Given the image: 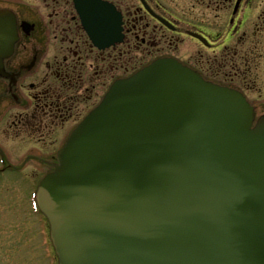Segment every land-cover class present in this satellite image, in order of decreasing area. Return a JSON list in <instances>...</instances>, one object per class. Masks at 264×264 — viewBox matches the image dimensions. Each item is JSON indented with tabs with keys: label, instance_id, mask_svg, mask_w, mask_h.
<instances>
[{
	"label": "water",
	"instance_id": "obj_1",
	"mask_svg": "<svg viewBox=\"0 0 264 264\" xmlns=\"http://www.w3.org/2000/svg\"><path fill=\"white\" fill-rule=\"evenodd\" d=\"M16 39L0 13V68ZM253 118L240 93L172 59L117 81L38 189L59 264H264Z\"/></svg>",
	"mask_w": 264,
	"mask_h": 264
},
{
	"label": "flooded vegetation",
	"instance_id": "obj_2",
	"mask_svg": "<svg viewBox=\"0 0 264 264\" xmlns=\"http://www.w3.org/2000/svg\"><path fill=\"white\" fill-rule=\"evenodd\" d=\"M82 1L111 9L112 32L95 31L88 9L83 22ZM0 10L14 14L18 31L0 76V156L3 169L27 171L30 181L56 164L67 135L116 78L155 59L175 58L229 87L264 70V0H0ZM116 11L123 41L100 48L92 38L116 39Z\"/></svg>",
	"mask_w": 264,
	"mask_h": 264
},
{
	"label": "rangeland",
	"instance_id": "obj_3",
	"mask_svg": "<svg viewBox=\"0 0 264 264\" xmlns=\"http://www.w3.org/2000/svg\"><path fill=\"white\" fill-rule=\"evenodd\" d=\"M130 74V73H129ZM127 74V75H129ZM236 86L246 88L249 100L258 108L264 106V70L254 69L246 81L232 80ZM30 171L28 170V173ZM36 172L41 177L47 168ZM26 173L18 175L0 172V261L1 264H56L50 253L39 249L38 239L28 208V192L35 183ZM35 181L36 178H33Z\"/></svg>",
	"mask_w": 264,
	"mask_h": 264
}]
</instances>
